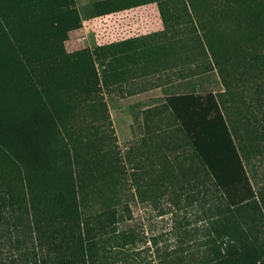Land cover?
I'll return each instance as SVG.
<instances>
[{"label":"trees","instance_id":"16d2710c","mask_svg":"<svg viewBox=\"0 0 264 264\" xmlns=\"http://www.w3.org/2000/svg\"><path fill=\"white\" fill-rule=\"evenodd\" d=\"M154 1L159 33L189 20L191 30L175 42L197 66L215 69L224 87L164 97L192 158L163 173L161 183L186 186V197L202 206L206 248L197 264H264V182L263 191L255 188L245 161L250 146L262 151L238 139L249 92L264 112V0ZM72 3L0 0V264H99L101 244L117 229L113 205L87 213L81 201L90 184L118 172L97 64L117 60L133 40L84 45ZM65 61L71 74L46 76ZM66 76L76 78L69 91ZM93 110L103 127L90 121Z\"/></svg>","mask_w":264,"mask_h":264},{"label":"rangeland","instance_id":"374dc122","mask_svg":"<svg viewBox=\"0 0 264 264\" xmlns=\"http://www.w3.org/2000/svg\"><path fill=\"white\" fill-rule=\"evenodd\" d=\"M181 3L170 1L174 6ZM72 5L78 11L84 45L94 48L133 40L126 53H116L117 60L105 63V68L97 64L103 76L98 92L107 106L112 124V131L107 133L112 136L110 145L118 160L114 177L90 184L82 195L84 212L109 205L117 209V229L101 244L99 264H197L206 248L202 206L186 197V186L181 190L178 186L171 188L160 180L163 173L178 171L179 164L186 166L192 158L191 148L164 97L171 93L220 91L224 88L220 76L206 67L205 61L197 66L198 59L181 47V41L175 42L191 30L189 20L165 34L159 33L163 22L154 0L130 6L122 0H73ZM183 17L188 19L187 15ZM55 40L60 42L59 38ZM68 65L72 63L65 61L59 69L49 66L46 76L71 74L65 69ZM64 80L66 91L76 85L75 76ZM248 94V124L239 120L238 139L259 144L262 152L250 146L245 161L249 160L247 167L255 188L263 191L264 112L257 108L255 96ZM89 118L99 128L104 126L100 111H91ZM171 191H177L178 197H173Z\"/></svg>","mask_w":264,"mask_h":264}]
</instances>
